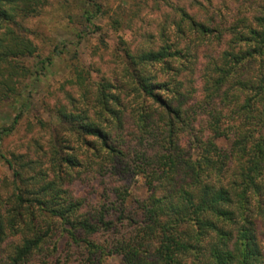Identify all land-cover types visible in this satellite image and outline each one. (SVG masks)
<instances>
[{
	"label": "trees",
	"instance_id": "1",
	"mask_svg": "<svg viewBox=\"0 0 264 264\" xmlns=\"http://www.w3.org/2000/svg\"><path fill=\"white\" fill-rule=\"evenodd\" d=\"M44 2L0 0V106L23 108L0 124L13 174L0 204V243L15 236L8 262L264 264V0H141L110 16L141 39L121 37L112 73L86 74L79 104L40 119L49 148L37 143L43 154L25 161L2 142L31 103L22 62L37 47L23 21ZM90 2L86 30H97L107 11ZM145 10L160 16L136 25ZM52 64L39 59L33 74ZM83 168L102 176L101 193L69 191ZM137 176L146 195L132 199Z\"/></svg>",
	"mask_w": 264,
	"mask_h": 264
},
{
	"label": "rangeland",
	"instance_id": "2",
	"mask_svg": "<svg viewBox=\"0 0 264 264\" xmlns=\"http://www.w3.org/2000/svg\"><path fill=\"white\" fill-rule=\"evenodd\" d=\"M43 6L38 13L24 19L23 23L29 29L28 36L36 45V55L26 58L22 63L30 68L29 77L24 79L25 94L31 95L30 106L24 108L22 117L13 133L6 136L2 142V149L7 155L15 152L24 154V160L36 159L43 151L37 143L49 148L50 134L40 123V119L49 121L51 116L57 114L60 107L71 108V103L80 102L82 83L87 76L95 80L100 79L105 72L112 73L116 67L114 54L119 48L120 38L126 41L141 39L126 24L123 27H113L110 16L117 18L122 11L126 18L127 9H133L136 2L141 0H96L103 4L107 14L98 17L95 23L97 30L90 27L86 30L87 22L84 11L91 9L90 0H43ZM242 1V0H226ZM126 9V10H125ZM160 16L159 11H143L136 18L137 24L141 20L151 21ZM137 32V27H136ZM137 35H139L137 33ZM41 58H51L53 64L40 70V74H33L36 63ZM89 73V74H88ZM85 81V87L86 83ZM90 87V85H89ZM31 90V91H30ZM31 93V94H30ZM12 99V98H11ZM20 103L9 101L0 106V124L11 123L19 112ZM23 111V108H21ZM40 142H37V141ZM70 145L81 148L80 153L86 150V145L76 137L69 139ZM87 162L86 155H81ZM117 182V181H116ZM118 182L123 183V180ZM102 176L95 174L90 168L82 169L81 177L68 185L69 191L76 197L93 195V191L101 193L104 187ZM131 191V198L137 199L146 195L143 178L140 176L127 180ZM124 184V183H123ZM13 191V174L8 164L0 158V204L8 201V196ZM109 234L103 233L100 239L104 240ZM15 236H10L0 243V264H10L7 256L10 243ZM63 255L66 258L67 252ZM43 257L36 256L28 264H40ZM106 264H122L120 256H110Z\"/></svg>",
	"mask_w": 264,
	"mask_h": 264
}]
</instances>
